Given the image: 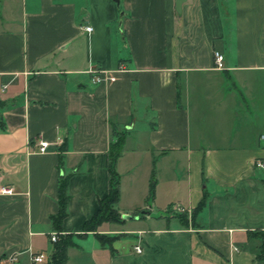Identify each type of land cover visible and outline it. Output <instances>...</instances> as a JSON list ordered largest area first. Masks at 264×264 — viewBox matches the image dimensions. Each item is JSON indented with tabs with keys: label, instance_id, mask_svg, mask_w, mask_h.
Masks as SVG:
<instances>
[{
	"label": "crops",
	"instance_id": "1",
	"mask_svg": "<svg viewBox=\"0 0 264 264\" xmlns=\"http://www.w3.org/2000/svg\"><path fill=\"white\" fill-rule=\"evenodd\" d=\"M0 102V258L51 252L64 141L58 234H82L65 264H264V0H0ZM111 124L121 221L83 232L107 194Z\"/></svg>",
	"mask_w": 264,
	"mask_h": 264
},
{
	"label": "trees",
	"instance_id": "2",
	"mask_svg": "<svg viewBox=\"0 0 264 264\" xmlns=\"http://www.w3.org/2000/svg\"><path fill=\"white\" fill-rule=\"evenodd\" d=\"M1 106V102H0ZM3 126L0 121V128ZM112 135L114 140L109 142L108 152H107V174H108V189L107 194L102 199L98 200V207L95 214L87 221L84 222L82 230L83 232L92 231L97 225L102 222H120L121 217L119 213L114 209V205L118 200V175L115 172L114 164L117 157L120 154L123 136L125 131H115V127L111 124ZM57 153V171L59 172L57 187H56V201L57 210L54 214L50 215L49 219L51 222V227L55 231L56 239L51 242L52 250L48 254V261L46 264H65L66 261V249L69 246H73L72 237L80 236L82 234H58L60 231L61 220L66 215V205L68 195L66 193L67 180L69 175H62L61 173V162H62V151L65 150V142L61 144L58 148ZM154 184L155 179L153 176V171H150L148 185H147V200L153 198L154 194ZM206 199V193L203 192L201 198L199 199L196 206L190 213V219L193 218L194 214L204 206ZM138 212V211H137ZM136 214V213H134ZM180 215L179 217L184 222L185 215ZM84 234V233H83ZM261 239L258 247V253L256 255L257 259H262L264 257V236L260 231L252 233ZM95 238L99 241L101 245H107L109 247V242L113 237H108L102 234L95 233Z\"/></svg>",
	"mask_w": 264,
	"mask_h": 264
},
{
	"label": "built area",
	"instance_id": "3",
	"mask_svg": "<svg viewBox=\"0 0 264 264\" xmlns=\"http://www.w3.org/2000/svg\"><path fill=\"white\" fill-rule=\"evenodd\" d=\"M83 29L85 31H89L90 27L89 26H83ZM212 62H213V68L215 69H222L223 68V56L222 54L217 51V50H212ZM117 70H122L123 66L119 64L116 68ZM89 76H90V81L93 84L101 83L103 81H112L114 79L112 73L110 71H106L103 69H97L93 67H88L85 70ZM48 146V142L42 139H38L35 143V151L37 152H44ZM254 166L258 169L264 170V160L261 159H255L254 161ZM12 192L11 187H0V193L3 194H10ZM56 239V234L51 233L49 236V240L52 242ZM133 250L138 253L140 252V247L139 245L135 244L133 245ZM29 260L32 263L36 264H46L48 261V254H45L42 251L39 252H31L28 254ZM15 260V255H8L6 257L2 258L1 263L2 264H10Z\"/></svg>",
	"mask_w": 264,
	"mask_h": 264
},
{
	"label": "water",
	"instance_id": "4",
	"mask_svg": "<svg viewBox=\"0 0 264 264\" xmlns=\"http://www.w3.org/2000/svg\"><path fill=\"white\" fill-rule=\"evenodd\" d=\"M120 14H121V12H120ZM123 217L126 218V219H128V218H132V217L129 216V215H123Z\"/></svg>",
	"mask_w": 264,
	"mask_h": 264
},
{
	"label": "rangeland",
	"instance_id": "5",
	"mask_svg": "<svg viewBox=\"0 0 264 264\" xmlns=\"http://www.w3.org/2000/svg\"><path fill=\"white\" fill-rule=\"evenodd\" d=\"M158 214H160V213H158ZM75 240L76 239L74 237H72V241H75ZM1 261H2V257L0 258V264H2Z\"/></svg>",
	"mask_w": 264,
	"mask_h": 264
}]
</instances>
